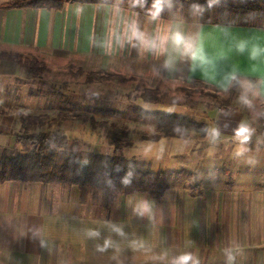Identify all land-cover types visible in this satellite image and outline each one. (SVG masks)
Instances as JSON below:
<instances>
[{"label":"crops","instance_id":"0c3cea01","mask_svg":"<svg viewBox=\"0 0 264 264\" xmlns=\"http://www.w3.org/2000/svg\"><path fill=\"white\" fill-rule=\"evenodd\" d=\"M13 1L0 0V55L15 54L43 64L44 59L92 60L100 73L142 74L147 79L158 69L165 82L199 81L219 92H225L221 87L225 76L236 70L243 81H259L258 95L264 100V76L257 72V68L264 71V52L253 61L248 50L241 54L235 47L239 38H248L264 49V24L162 17L153 21L145 8L117 0L66 2L60 9L1 8ZM78 6L83 7L82 14L76 13ZM132 20L149 35L168 28L199 35L207 63L193 73L192 62L176 54L171 45L162 55L133 47L125 39L126 25ZM206 28L216 34L204 33ZM208 36L212 39L206 40ZM168 54L174 61L166 70L162 65ZM20 68L0 62V80H14ZM224 86L228 89L229 85ZM9 109L0 104V154L21 150L11 134L14 117ZM217 114L212 129L219 130V137L213 140L209 127L204 141L207 150L201 155L189 149L185 160L190 166L201 159L233 167L231 184L218 182L196 191L175 184L159 199L145 194L118 197L109 211L102 208L99 197L82 203L74 186L0 184V264H168V259L183 251L196 253L201 264H225L226 249L236 255V264H264V184L249 170L251 164L264 167V132L254 133L249 151L236 158L233 130L244 120L238 113ZM260 124L264 129V122ZM161 159L158 168L168 172L179 158L170 157L172 162L167 164ZM242 162L247 168L239 173ZM142 200L151 204L152 211L141 217L133 209ZM112 225L123 234L113 231ZM89 229L99 231L100 237L89 238ZM105 239H111L114 246L97 251Z\"/></svg>","mask_w":264,"mask_h":264},{"label":"rangeland","instance_id":"374dc122","mask_svg":"<svg viewBox=\"0 0 264 264\" xmlns=\"http://www.w3.org/2000/svg\"><path fill=\"white\" fill-rule=\"evenodd\" d=\"M117 1L123 4L128 3V0ZM129 1L134 2V0ZM221 1L226 0H220V3ZM261 1V5L264 6V0ZM205 2L206 0H197V3L201 5H204ZM233 2L237 5L241 1L239 3ZM151 3L152 0H147L148 6ZM170 3L171 8L167 7L168 9L164 10L162 18L213 23L249 22L251 24H264V18L251 21L250 18L245 20L242 17H235L226 11H221L220 3L218 6L205 11L203 16L193 14L190 8L193 4L191 0L182 2L170 0ZM139 8L143 7L139 6ZM204 33L216 34L213 28H206ZM211 39L212 37L208 36L206 40ZM43 62H45V68L42 71L31 73L26 67H21L14 80H0V104L12 107L9 109L12 110V112L9 111V114L14 117L11 134L15 135L22 131L19 118L46 116L50 122L55 117L60 116L59 122L50 130L61 131L68 138L80 141L82 146L78 153L83 158L94 152L111 153L105 140V133L108 129L98 128L92 131L90 121L94 120L96 123L105 122L108 125L115 124L126 128L128 134L125 139L129 147L124 150V156L136 160L145 168L151 167L152 170H155H151V172L166 171L165 168H158L161 158L167 164L170 157H178V161H175L177 162L175 167L172 164L171 171L168 172L175 174L181 172L182 175L175 178L176 180L171 182L172 185H183L191 191H196L201 186L205 188L218 182L222 184L232 183L231 175L235 170L225 163L218 162V160L201 162L200 159L190 166L185 160L189 149H194L202 155L204 150H207L205 140L198 145H195L192 140L189 141L188 138L163 140L164 142L161 141L157 144L141 141L142 139L150 140L154 137V122L148 119L140 120L130 111L133 104L129 98L136 97L142 90H156L160 95V103L157 106H143L137 103L146 110H162L179 114L193 119L197 123L207 125L208 122H211V125H208L211 130L215 125L214 114L233 112L240 114L244 122H250L249 125L255 129L256 134L264 132L261 127L262 124H260V122H264V115H259V113H264V100L260 99L254 89L248 92V97L253 104L250 108L243 105L239 100L242 89L237 96L230 97V94L199 84H171L163 80L162 70L158 69L151 79L145 78L142 74H133L132 76L115 74L125 79V82L100 79L91 84L87 77L93 73H100L95 67L96 63L92 60L68 59L66 62H62L58 59H44ZM220 106L225 107L227 112L217 111L216 109ZM102 109L116 111L120 116L117 118L99 116L96 112ZM46 131V127H43L42 132ZM210 137L212 138L211 134ZM190 143L195 146L190 147ZM17 152L18 150H15L6 154L13 155ZM64 158L65 154H60L57 161H62ZM244 165L245 162H242L241 168L238 169L239 173L247 168ZM249 168L251 175L258 177L260 183L264 184V167L251 164Z\"/></svg>","mask_w":264,"mask_h":264},{"label":"trees","instance_id":"16d2710c","mask_svg":"<svg viewBox=\"0 0 264 264\" xmlns=\"http://www.w3.org/2000/svg\"><path fill=\"white\" fill-rule=\"evenodd\" d=\"M87 1L108 2L110 0H16L1 6V8L50 6L60 9L66 2L82 3ZM182 1L184 0H175V2ZM191 1L197 3V0ZM233 1L241 2L236 5ZM233 1H221L220 10L245 20L264 16V6L261 5V0ZM167 9L165 7V10ZM0 62L26 67L31 73H37L45 68L43 63L35 59L15 54L0 55ZM100 79L125 82L121 76L107 73H93L87 77L91 84ZM238 80L243 81L240 78ZM244 81H252L255 86L254 90L258 93L259 81L253 79ZM191 84L211 88L199 81H193ZM240 90V84L232 82L224 93L230 94V97L237 96ZM129 101L133 104L130 109L133 115H136L140 120L148 119L154 122V137L150 140L142 139V142L157 144L163 140L188 138L189 141L192 140L195 145H198L206 139L209 131L207 124L197 123L188 117L162 110H146L137 105V103L143 106L159 105L160 95L156 90H142L136 97L129 98ZM216 110L227 112V109L221 106ZM96 113L103 117L117 118L120 116L118 112L109 109H102ZM60 118L57 116L50 122L46 116L19 118L22 131L15 134L14 139L16 146H19L21 150L13 155L3 152L0 156V184L19 182L44 186H74L79 191L82 203L92 196L99 197L102 208L109 211L116 199L122 196L145 194L153 199H159L170 186H174L171 182L182 175L181 172L176 174L163 171L151 172L149 167L145 168L136 160L125 157L124 150L129 147L125 139L128 134L126 128L115 124L108 125L105 122L96 123L94 120L90 121L92 131L98 128L108 129L105 133V140L111 153L94 152L83 158L78 153L82 146L80 141L68 138L61 131L50 130L59 122ZM43 127H46V132H42ZM60 154H65V158L59 161L61 163L57 161ZM118 167L119 171H117ZM129 172H132L133 175L128 177L130 185L125 186L122 179Z\"/></svg>","mask_w":264,"mask_h":264},{"label":"clouds","instance_id":"9594fccd","mask_svg":"<svg viewBox=\"0 0 264 264\" xmlns=\"http://www.w3.org/2000/svg\"><path fill=\"white\" fill-rule=\"evenodd\" d=\"M220 0H206L205 5L199 3H193L190 8L193 14L203 16L205 11L210 10L214 6H218ZM139 5L145 8L151 20H159L165 7L171 8L170 0H152L150 6L147 5V0H134V7ZM76 13L82 14L83 7L78 6L76 8ZM125 39L126 42L132 44L133 47H139L145 52H151L156 55H162L169 52V45H171L172 50L178 54L180 57L190 60L192 62L190 66V71L195 73L201 69L203 65L207 63V55L203 48V43L199 35H186L179 28L173 30L168 28L154 35H149L144 32L136 20L130 21L126 25L125 29ZM236 51L243 54L246 50L249 51V58L253 61L264 52L259 45V43L253 42L248 38H239L235 45ZM174 57L171 54L166 56L162 67L169 70L173 67ZM258 74L264 76V71L257 68ZM232 82H237L240 84L242 89L241 95L239 97L240 102L247 106L252 107V100L248 97V92L254 89V84L252 81H239L236 70L228 73L224 78V85H231ZM221 85L224 91H227V87ZM171 111V109H169ZM259 115H264V113H259ZM179 128V126H178ZM255 129L252 128L248 123L241 121L237 127L233 130V135L237 141V150L235 152L236 158H242L249 151V144L252 142ZM211 135L213 140L219 137L220 132L218 129H212ZM257 142H261L260 138H257ZM119 167L117 171H119ZM132 172L126 174L125 178L122 179V183L125 186L130 185V179L128 177L132 176ZM138 216H144L145 214H150L152 211V206L147 201H140L133 209ZM113 231L117 234H123L122 229L116 225H112ZM89 238L100 237V232L94 229H89L86 232ZM43 246V244L41 245ZM114 246V242L111 239H105L103 245H97V251L105 252L110 247ZM226 261L225 264H236V255L233 254L231 249L225 250ZM168 264H201L200 257L191 251H183L178 254L173 255L168 259Z\"/></svg>","mask_w":264,"mask_h":264}]
</instances>
